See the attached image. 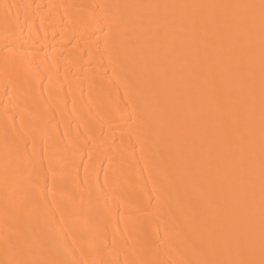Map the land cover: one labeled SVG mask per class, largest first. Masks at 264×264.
Masks as SVG:
<instances>
[{
  "label": "bare ground",
  "instance_id": "obj_1",
  "mask_svg": "<svg viewBox=\"0 0 264 264\" xmlns=\"http://www.w3.org/2000/svg\"><path fill=\"white\" fill-rule=\"evenodd\" d=\"M0 264H264V0H0Z\"/></svg>",
  "mask_w": 264,
  "mask_h": 264
}]
</instances>
